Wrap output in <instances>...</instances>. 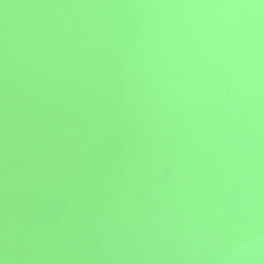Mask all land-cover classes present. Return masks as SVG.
<instances>
[{
	"label": "water",
	"instance_id": "95a60500",
	"mask_svg": "<svg viewBox=\"0 0 264 264\" xmlns=\"http://www.w3.org/2000/svg\"><path fill=\"white\" fill-rule=\"evenodd\" d=\"M0 264H264V0H0Z\"/></svg>",
	"mask_w": 264,
	"mask_h": 264
}]
</instances>
